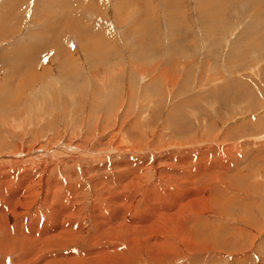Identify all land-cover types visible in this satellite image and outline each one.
I'll return each mask as SVG.
<instances>
[{"label":"rangeland","instance_id":"1","mask_svg":"<svg viewBox=\"0 0 264 264\" xmlns=\"http://www.w3.org/2000/svg\"><path fill=\"white\" fill-rule=\"evenodd\" d=\"M2 206L76 223L46 264H264V0H0Z\"/></svg>","mask_w":264,"mask_h":264},{"label":"bare ground","instance_id":"2","mask_svg":"<svg viewBox=\"0 0 264 264\" xmlns=\"http://www.w3.org/2000/svg\"><path fill=\"white\" fill-rule=\"evenodd\" d=\"M115 148V147H114ZM54 149V148H53ZM28 153V152H27ZM13 180V179H12ZM35 180V179H34ZM137 185V184H136ZM13 188V187H12ZM139 188V187H138ZM10 190V189H9ZM98 192V191H97ZM149 193V192H148ZM163 193V192H162ZM96 195V194H95ZM96 197V196H95ZM44 201V200H43ZM53 201V200H52ZM11 203V202H10ZM42 203V202H41ZM65 203V202H64ZM63 203V204H64ZM67 203V202H66ZM66 203H65V205H66ZM5 204V203H4ZM70 204V203H69ZM104 204V203H103ZM22 204H20V206H21ZM7 206V205H6ZM6 206H2V208L0 209V227L1 228H3L4 230H5V236H3V237H7V239H9V240H12L13 239V237H15L16 238V241L18 242V246L19 247H21V245H20V243L21 242H23L25 245H30L31 247H37V249L36 250H33V253L34 254H38V253H41V255H42V261H41V264H46L47 263V256L46 257H44L43 258V256H45V255H43L42 254V249H46V248H49V247H51V244H52V241H54L55 240V238L56 237H62L63 235H65V236H67V237H71L72 236V231H70V229L72 228V227H75V225H76V223H74V222H70V223H64L65 222V214L63 213H60V215L58 214L57 215V213L55 212L54 214H52V215H50V216H46V215H42V216H40V217H46V219L48 220V221H54V223H53V226L51 227V231H44V232H41L38 236H37V238H36V240H34V241H31V240H29L28 239V237L26 236V234H25V232H24V229L25 228H23V231H22V228H21V226L23 225V223L25 224V222L27 221V218L26 217H19V218H16L15 217V215L11 212V209L10 208H7ZM71 206H72V204H71ZM71 206H70V208H71ZM74 206V205H73ZM170 206V205H169ZM62 207V206H61ZM14 208V207H13ZM173 208V207H172ZM18 209V208H17ZM16 209V210H17ZM68 209V208H67ZM15 210V211H16ZM19 210V209H18ZM21 210V209H20ZM19 210V211H20ZM48 210V209H47ZM69 210V209H68ZM70 210H75V208H71ZM173 210V209H172ZM18 211V212H19ZM24 211V210H23ZM40 211V210H39ZM17 212V213H18ZM69 213V212H68ZM16 214V213H15ZM71 214V212L69 213V215ZM120 214V213H119ZM128 214V213H127ZM26 215V214H25ZM68 215V216H69ZM72 215V214H71ZM84 215V214H83ZM17 216V215H16ZM34 216V215H33ZM30 217H32V214H31V216ZM38 217V216H37ZM71 217V216H70ZM122 217V216H121ZM112 219H113V217H111ZM115 218V217H114ZM157 218V217H156ZM155 218V219H156ZM102 219H104V218H102ZM124 219V218H123ZM36 220V219H35ZM105 220V219H104ZM38 221V220H37ZM36 221V222H37ZM41 221V220H40ZM121 221V220H120ZM126 222H128L127 220H125ZM131 222H132V220H130ZM9 222L12 224V226L13 225H18V227L14 230V231H16L17 233H12V231H9V229H10V227H8L10 224H9ZM69 222V221H68ZM130 222V223H131ZM115 223V222H114ZM123 223H125V222H123ZM129 223V222H128ZM133 223V222H132ZM112 224V223H111ZM121 224V223H120ZM115 225V224H114ZM132 225V224H131ZM119 226V225H118ZM117 226V227H118ZM121 226H122V224H121ZM128 226H130V225H128ZM150 226V225H149ZM26 227V226H25ZM29 227V226H28ZM47 227V226H46ZM46 227H44V228H46ZM71 227V228H70ZM43 228V229H44ZM48 228V227H47ZM106 228H107V226H106ZM122 228V227H121ZM121 228H119V229H121ZM133 228V227H132ZM29 229H30V227H29ZM41 230V229H40ZM74 230H76V229H74ZM3 231V230H2ZM31 231V230H30ZM29 230L27 231V232H30ZM43 231V230H42ZM105 231V230H104ZM130 231V230H129ZM26 232V233H27ZM3 233V232H2ZM33 233V232H32ZM37 233V232H36ZM101 233H102V230H101ZM28 234V233H27ZM38 234V233H37ZM37 234H35V235H37ZM56 234V235H55ZM97 234H98V232H97ZM33 235V234H32ZM100 235L101 234H98V235H95L94 237H96V239L98 238V237H100ZM183 235V234H182ZM28 236H29V234H28ZM34 236V235H33ZM185 238V237H184ZM58 239V238H57ZM62 239V238H61ZM95 239V238H94ZM5 240V239H4ZM3 240V241H4ZM6 242H8V241H6ZM5 242V243H6ZM0 243H1V241H0ZM60 243H62V242H60ZM202 243V242H201ZM22 244V243H21ZM23 244V245H24ZM63 244V243H62ZM205 244V243H204ZM158 245V244H157ZM202 245V244H201ZM207 245V244H206ZM159 246V245H158ZM203 246V245H202ZM18 247V248H19ZM12 248V247H11ZM25 248V247H24ZM9 250V249H8ZM52 250V249H51ZM25 252V251H24ZM11 253V252H10ZM98 253H103V252H98ZM110 254V253H109ZM109 254H107V255H104V253H103V255L104 256H110ZM26 255H28V254H26ZM55 255V254H54ZM103 255H101V256H103ZM29 256H31V255H29ZM65 256V255H64ZM79 256V255H78ZM77 256V257H78ZM76 257V258H77ZM98 257V256H97ZM24 258H25V256H24ZM55 258V257H54ZM56 258H57V256H56ZM55 258V259H56ZM81 258V257H80ZM106 258V257H105ZM34 259V258H33ZM74 259V258H73ZM25 260V259H24ZM29 260V259H28ZM40 260V259H39ZM38 260V261H39ZM62 261H65V260H62ZM3 262V261H2ZM78 262V261H77ZM58 264H62V263H58ZM88 264H89V262H88Z\"/></svg>","mask_w":264,"mask_h":264}]
</instances>
